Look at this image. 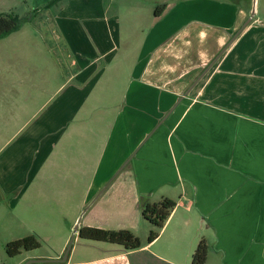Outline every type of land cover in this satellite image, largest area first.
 <instances>
[{
    "label": "crops",
    "instance_id": "0c3cea01",
    "mask_svg": "<svg viewBox=\"0 0 264 264\" xmlns=\"http://www.w3.org/2000/svg\"><path fill=\"white\" fill-rule=\"evenodd\" d=\"M228 1L237 11L225 21L207 19L206 32L194 17L178 19L183 34L169 38L160 25L148 33L153 21L141 39L125 35L122 52L65 50L70 70L48 99L53 103L68 86L79 97L64 98L66 110L53 118L62 121L57 128L63 132L51 133L46 150L41 141L25 169L29 181L15 179L32 184L25 199L44 200L39 187L48 184L63 187L59 194L81 200L80 210L89 204L81 225L103 229H133L144 201L173 200L157 237L147 242V234L131 250L93 241L67 246L72 223L60 219L63 207L52 208L56 223L24 214L32 217L25 234L7 207L3 248L35 235L58 250L40 253L41 244L14 256L4 250L0 264H190L200 240L207 247L204 264H264V0H255L252 14V0ZM193 33L205 36L206 46L183 58L173 43L184 38L191 46ZM95 73L101 79L94 81ZM96 87L102 93L94 95ZM60 149L62 170L56 165ZM46 151L55 152L53 160ZM55 174L61 175L57 181ZM14 187L0 190V205Z\"/></svg>",
    "mask_w": 264,
    "mask_h": 264
},
{
    "label": "rangeland",
    "instance_id": "374dc122",
    "mask_svg": "<svg viewBox=\"0 0 264 264\" xmlns=\"http://www.w3.org/2000/svg\"><path fill=\"white\" fill-rule=\"evenodd\" d=\"M48 2L49 0H0V12L13 11L22 17L17 30L0 38V98H6L3 106H0V190L15 186L13 192L4 197L6 202L0 205V208H6L0 210V223L2 221L3 224H0V228L2 229L4 221L9 216L7 207H10L14 223L18 225L21 234H25V231L30 232L28 228L32 217L24 214H40L56 223L59 217L53 218L52 208L55 210L63 207L65 214L60 219L63 222L71 220L67 246H72L77 242L92 241L79 238L77 232V229L83 226L80 218L82 221L89 204L80 210L81 200L59 194L63 193V187L53 184L39 187V193L45 192L42 198L47 201L24 198L28 187L32 186L25 183L31 178L25 171L29 165L27 163L33 159L42 140L44 146L40 147L46 150L45 143L51 133L54 132L56 136L63 132V127L57 128L62 121L53 118L66 110L67 100L64 98L71 96L74 101L77 100L78 92L69 86L62 91L58 99L57 97L54 99L53 103L52 97L48 99L66 78L64 72L70 70L65 50L71 51V48H74L77 51L87 50L96 53L98 49L105 48L110 50V53L122 52V49H126L125 35H133L130 37L139 40L142 38L143 29L145 28L146 32L153 21L154 27L149 29L148 33L155 27L152 33L160 31V25L161 31L169 32V38H172V34L176 38L183 34L180 24H176L178 19L194 17L198 21L196 23L198 30L206 32L207 19L222 18V21H225L232 17L237 8L228 0H59L50 6H44ZM164 3L167 6L166 10L162 13L161 19H158L160 22H155L158 20H153L154 9ZM81 16L85 18H79ZM174 27L179 28L173 30ZM216 28L222 27L217 25ZM195 34L196 38H193L191 46L190 44L185 46L184 38H179L181 44L173 43V47L182 53L183 58L186 54H191L192 50L197 51L198 46L199 53L205 48L206 37L199 33ZM117 39L118 46L115 44ZM103 64L102 61L101 65ZM110 76L108 71L105 80L110 79ZM93 77L94 81L101 79L96 73ZM14 78L17 79V83L12 82ZM102 91L103 88L96 87L91 92H95V95ZM48 102L50 105L47 107ZM47 124L54 131L42 132V128ZM46 154L51 160L55 157V152L49 155L46 151ZM58 159L56 165L62 170L66 164L62 149L58 152ZM59 174H55L52 179L59 180L61 177ZM21 176L25 180L27 178V181L16 185L15 179ZM47 194L56 195L61 201L51 200ZM3 212L7 215L5 216ZM139 219L140 224L132 225L133 229L129 230L143 240L151 226L142 218ZM38 226L39 224L35 225ZM2 235L0 230V255L4 253ZM39 241L40 249H34H39L40 253L58 250L52 246L48 247L49 243L41 238Z\"/></svg>",
    "mask_w": 264,
    "mask_h": 264
},
{
    "label": "trees",
    "instance_id": "16d2710c",
    "mask_svg": "<svg viewBox=\"0 0 264 264\" xmlns=\"http://www.w3.org/2000/svg\"><path fill=\"white\" fill-rule=\"evenodd\" d=\"M59 0H49L48 6ZM166 4L157 5L154 9V16H160L165 10ZM22 17L13 11L0 12V38L17 30L21 24ZM175 202L168 198H164L158 202L142 203L141 216L143 220L148 222L151 229L147 235V242L154 240L164 221L168 218ZM78 237L85 240L101 241L111 244H117L127 250L140 247L141 242L138 236L128 229H103L93 226H81L77 229ZM40 246V241L35 235H28L22 238L10 240L5 243L4 250L8 256H14L22 250H32ZM207 247L204 240L195 247L191 254L190 264H204L206 259Z\"/></svg>",
    "mask_w": 264,
    "mask_h": 264
},
{
    "label": "water",
    "instance_id": "95a60500",
    "mask_svg": "<svg viewBox=\"0 0 264 264\" xmlns=\"http://www.w3.org/2000/svg\"><path fill=\"white\" fill-rule=\"evenodd\" d=\"M254 3H255V0H253V6H252L251 14L254 12Z\"/></svg>",
    "mask_w": 264,
    "mask_h": 264
}]
</instances>
